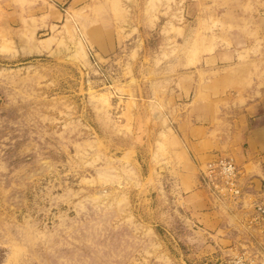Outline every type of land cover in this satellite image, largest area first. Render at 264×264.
<instances>
[{
  "label": "rangeland",
  "instance_id": "374dc122",
  "mask_svg": "<svg viewBox=\"0 0 264 264\" xmlns=\"http://www.w3.org/2000/svg\"><path fill=\"white\" fill-rule=\"evenodd\" d=\"M240 1L57 2L49 52L0 57V264H264V238L233 229L217 243L189 217L169 154L177 132L164 131L168 110L188 107L170 98L167 51L208 42ZM196 2L218 17L185 11Z\"/></svg>",
  "mask_w": 264,
  "mask_h": 264
},
{
  "label": "crops",
  "instance_id": "0c3cea01",
  "mask_svg": "<svg viewBox=\"0 0 264 264\" xmlns=\"http://www.w3.org/2000/svg\"><path fill=\"white\" fill-rule=\"evenodd\" d=\"M63 1L0 0V57L19 55L26 59L49 52L64 17L56 5ZM246 1L221 17L217 13L200 16L198 2L185 6L193 17L210 21L218 17L222 27L207 37L208 42L199 44V49H189L184 55L168 50L169 58H163L161 64L177 75L170 98L188 101L185 113L180 114L177 107L168 110L170 124L164 130L170 127L177 132L169 154L178 159L174 170L182 204L189 217L221 244L237 240L233 229L244 232L238 221L242 217L236 216L230 224L212 208L200 169L219 154H229L241 167L242 182L249 192L257 194L264 188V0L258 4ZM193 30L185 28L183 33L190 35ZM170 38H165V43ZM179 39L176 36L177 42ZM225 108L229 109L223 113Z\"/></svg>",
  "mask_w": 264,
  "mask_h": 264
},
{
  "label": "built area",
  "instance_id": "2783aa9c",
  "mask_svg": "<svg viewBox=\"0 0 264 264\" xmlns=\"http://www.w3.org/2000/svg\"><path fill=\"white\" fill-rule=\"evenodd\" d=\"M203 187L215 202L234 207L232 214L242 217L243 227L249 241L252 237L264 238V188L259 193H251L242 182L243 171L234 157L219 154L200 169ZM228 207V208H229ZM234 264H251L239 258Z\"/></svg>",
  "mask_w": 264,
  "mask_h": 264
}]
</instances>
